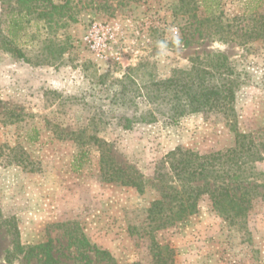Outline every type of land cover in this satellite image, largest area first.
<instances>
[{
  "label": "rangeland",
  "instance_id": "374dc122",
  "mask_svg": "<svg viewBox=\"0 0 264 264\" xmlns=\"http://www.w3.org/2000/svg\"><path fill=\"white\" fill-rule=\"evenodd\" d=\"M14 1H0V146L29 163L0 159V264H44L29 247L48 240L54 264H154L152 240L171 248L172 264H264L263 42L186 34L178 0H52L57 9L27 15L12 41ZM219 2L226 22L264 10V0ZM96 21L116 28L103 59L83 43ZM204 51L225 54L237 73L233 122L199 112L122 127L154 108L146 98L153 82ZM236 132L263 158L252 165L259 175L247 213L224 218L204 194L184 222L157 228L148 209L163 193L154 178L163 156L176 147L223 150ZM126 177L142 191L121 184ZM80 235L88 245L78 250Z\"/></svg>",
  "mask_w": 264,
  "mask_h": 264
},
{
  "label": "trees",
  "instance_id": "16d2710c",
  "mask_svg": "<svg viewBox=\"0 0 264 264\" xmlns=\"http://www.w3.org/2000/svg\"><path fill=\"white\" fill-rule=\"evenodd\" d=\"M0 1L3 4L4 0ZM14 3L15 7L9 11L7 30L12 41L18 37L27 15L47 7L57 9L52 0H15ZM178 12L184 20L182 29L186 34L197 33L199 37H216L222 42L234 40L239 44L260 40L264 44V10L235 15L226 22L219 0H178ZM16 55L23 57L20 51H16ZM189 63L188 68L176 69L169 77L153 82L146 98L154 108L139 119L125 118L122 127L129 129L134 123L154 122L157 114L176 124L184 115L199 112H217L228 122H233L240 82L229 58L220 52L204 51L191 56ZM246 138L245 134L236 132L234 145L223 150L200 154L176 147L163 156L154 170V178L163 193L148 209V217L157 223V228L184 222L196 213L198 200L204 194L209 196L213 209L224 218L247 213L257 193L251 180L259 175L252 165L263 158ZM83 153L80 150V157ZM2 157L8 164L28 167L29 162L15 147H8L5 152L0 146V159ZM122 179L125 180H121V184L142 191L134 180ZM72 243L78 250L88 245L83 235L76 236ZM29 250L40 256L44 264L56 262L49 240L33 245ZM150 250L154 264H172V250L168 245L152 240ZM95 254L99 259H110L105 250L98 249ZM83 257L89 259L84 253Z\"/></svg>",
  "mask_w": 264,
  "mask_h": 264
},
{
  "label": "built area",
  "instance_id": "2783aa9c",
  "mask_svg": "<svg viewBox=\"0 0 264 264\" xmlns=\"http://www.w3.org/2000/svg\"><path fill=\"white\" fill-rule=\"evenodd\" d=\"M115 33L116 28L110 23L96 21L88 27L83 43L96 58L103 59L107 57Z\"/></svg>",
  "mask_w": 264,
  "mask_h": 264
}]
</instances>
